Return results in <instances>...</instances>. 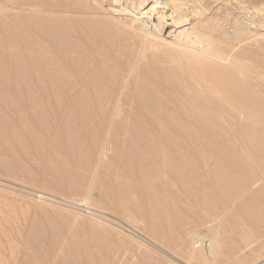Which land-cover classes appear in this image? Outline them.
Listing matches in <instances>:
<instances>
[{
  "label": "rangeland",
  "instance_id": "rangeland-1",
  "mask_svg": "<svg viewBox=\"0 0 264 264\" xmlns=\"http://www.w3.org/2000/svg\"><path fill=\"white\" fill-rule=\"evenodd\" d=\"M52 1L49 0V5L53 14L41 6L11 8L0 0V93L3 91L5 95L4 99L3 93L0 97V229L4 225L14 238L0 242V264H205L198 259L204 255L203 251L196 248L201 236L205 237V243L211 237L218 243L216 260L206 264H264V211L245 213L238 220L232 210H208L203 206L209 140L203 122L207 119L205 89L209 81L207 77L191 79L187 66L181 68L179 63L168 59L171 54L182 56L191 52L200 56L207 39L211 47L224 53L219 64L213 63L217 77L221 72L234 70L236 65H264V32L255 30L264 26V0H176L185 3L183 8L193 11L186 16L189 17L186 23H190L185 28L192 29H188L189 34L187 31L184 38L177 26H163L155 30V35H148L157 20V15L152 13L147 14L150 18L143 19L146 21L143 29L139 28L129 13L136 7L131 3L138 0ZM23 2L32 3L15 0L14 4ZM152 5L153 0H147L138 11L148 12ZM49 17L55 20H48ZM47 21L64 29L57 49L62 56L71 63L77 60L83 74L103 79L82 83L45 78L50 53L41 29ZM122 22L126 23L125 27ZM170 31H177V36L168 35ZM30 39L42 40L38 41L41 48L32 51L28 45ZM11 44L14 46L10 47ZM161 75L166 82L158 90L150 80ZM238 77L242 79L244 75ZM12 88L20 92V99L31 98L39 106L45 99L46 114L42 118L41 115L20 117L14 109V97L6 95ZM79 103L82 106L77 112L89 131L78 136L81 156L74 158L59 153L60 144L47 146L40 137L43 133L57 136L68 123L73 105ZM106 119L111 122V140H118L119 146L108 141L102 155L100 151L93 154L102 136L101 121ZM150 120L163 122L164 130L169 129L178 141H190L192 147L190 152L179 150L182 152L179 160L182 158L183 163L174 170L173 182L165 179L169 186L163 183L178 193L177 200L152 191L148 193L151 205L139 201L140 187H137H144L143 179L148 177L163 182L162 176L155 170L150 173L145 170L149 160H135L137 165L130 170L131 174L117 162V150L130 153L148 144L145 143L148 137L142 132ZM33 121L39 123L40 131L34 129ZM70 123L73 132L79 129L78 122ZM186 168H191L193 174L188 175ZM80 188L86 189L85 194ZM117 198L121 205L115 203ZM164 200L169 201L164 204ZM114 203L119 206L115 207ZM154 215L160 222L152 218ZM244 237L249 238V244L243 241ZM12 249L14 254H10Z\"/></svg>",
  "mask_w": 264,
  "mask_h": 264
},
{
  "label": "bare ground",
  "instance_id": "bare-ground-1",
  "mask_svg": "<svg viewBox=\"0 0 264 264\" xmlns=\"http://www.w3.org/2000/svg\"><path fill=\"white\" fill-rule=\"evenodd\" d=\"M1 1L6 3L7 6H9L11 8H18V7L19 8L20 7L21 8H29V7H33V6H41V7H44L46 9L50 10V12H51V8H52V7L50 8L49 0H31L32 3H24L23 2V3H20V4L19 3L18 4H14L15 0H1ZM21 1H24V0H21ZM50 1H52V0H50ZM129 1H131V0H129ZM146 1L147 0H138L137 2L134 1L133 4L131 3V5H135L136 7H135V10L130 11L129 13L134 16L136 22L138 23L139 28H141V29H143V27H144V25L146 23V21H144L143 19L150 18V17L147 16V14L149 15V14L152 13L153 16L157 15V17H156L157 20H155L154 24H153L154 25L153 32L149 33L148 35H150V36L155 35V30L162 29L163 26H177V27L181 28L180 36H182L184 38V36L187 35L186 33H187L188 29H192L191 27L190 28L188 27L187 29L185 28V26L189 25V23H190L189 20H188L189 23H186L187 19L189 18L188 17L186 19V16H188V13L193 12L192 10H189L190 8H186L185 9V7L184 8L182 7L183 5H185V3L181 4L180 2H177L176 0H164V1H162V0H153V4L154 5L151 6V8L148 10V12H143V13L139 12L138 11L139 8L143 4H145ZM75 3H77V2H75ZM3 4H1V5H3ZM61 4L62 3H60L58 5H61ZM67 6H69V5H67ZM65 7H66V4H65ZM65 7L63 5V8H65ZM63 8H61V10ZM156 9H159L161 11L160 12L156 11ZM62 12H64V11L62 10ZM51 13L53 14L54 12H51ZM158 13H161V15L158 16ZM11 17H12V15H11ZM51 19L55 20V18H50L48 20H51ZM30 21H31V18H30ZM34 21H36V20H34ZM0 22H1V20H0ZM119 22H121V21H119ZM129 23H132V21L131 22L129 21ZM43 24H44V22H43ZM62 24H63V22H62ZM54 25H55L54 22H53V24H50L48 22L46 27L44 26L45 27L44 29L39 28V29L42 30V33L44 34V36L46 38L45 47L48 50L47 52L50 53V56L46 60L47 68H49L47 70H49V71H48V75L46 74L45 78H49V80H52V81H53V79L60 80V82H62V81L64 82L65 80L73 79V80H79L82 83L83 82H87V81L91 82V81H94V80L103 79L104 77H101V76H97V75L96 76H90V75L83 74V72L77 66V63H78L77 60L76 61L71 60V61L74 62V63L73 62L71 63L70 60H68L69 58H67V60H66L64 58V56H62L64 54L62 52H59L57 49L60 48V47H58V45H59L58 40H59V37H61V34L63 33L64 29H60V28H62L61 26L59 28V27H56L57 25H55V26ZM122 25H123L122 27H125L126 23L123 24V22H122ZM17 28H18V25H17ZM33 28H35V27H33ZM87 28H89V26ZM237 29L239 30V28H237ZM66 31H68V30H66ZM22 32H27V31H23L22 30ZM188 34H189V31H188ZM6 37H8V36H6ZM196 37L198 38L199 36H196ZM21 38H23V36ZM28 38H29V36H28ZM91 39H92V37H91ZM199 39L202 40V38H199ZM15 40H17V38ZM30 40L31 41H29L28 45L31 47L32 51L34 49H38L39 47L41 48L42 45L39 46V43H38L39 39L38 40L30 39ZM41 41H39V42H41ZM112 41H113V39H112ZM204 41L207 42V44L205 43L204 52L202 54H200V56L195 55L194 53L191 52V53H187V54H184V55L182 54V56L178 55V54L177 55L176 54H171L170 56H168V59L171 60L172 62L179 63L181 68H184L183 66H187L188 69L191 71L190 75H189V77H191V79L195 80V79H198V78L199 79H203V78L207 77V79L209 81L207 86H206V89H205L206 95L208 93V96H207V99H206L207 105H206V108H205V114L207 116V119L205 120V122H203V123H206V126L208 128L207 129V135H208V139H209V140L207 139L208 143H207V146H206V149H207V155H206L207 156V158H206L207 167H206V171H204V172H206L205 173V182H204V187H205L204 189L205 190L202 189L204 191V193H203V197L201 198V199H203L202 201H205V203L203 202L205 204L203 206H204L205 209H208V210H210V209L211 210L212 209H220V210L221 209H227V211L228 210H232L234 212V214H235V215H233V216H235L234 218H236L238 220H241L245 216L244 215L245 213H249V212H252V211H255V212L256 211L257 212L264 211V209H262L264 207V65H258V66L256 65V66H253V67H248V66H245V65H236L234 70H231V71H228V72H226V71L225 72H221L220 75L217 77L215 75V70H217V68L214 67L213 63L217 62V64H219L218 61L223 60L224 53L221 50H218V49H215V48L211 47L207 39L204 40ZM61 42H62V38H61ZM181 43H183V42H181ZM21 44H22V42H21ZM14 45H15V43H14ZM14 45L11 44L10 47L11 46L13 47ZM16 45H18V44H16ZM17 47L19 48V46H17ZM80 48H81V46H80ZM23 50H24V48H23ZM41 51L43 53V50H41ZM179 52H181V51H179ZM33 55L35 57V54H33ZM19 57H17V58H19ZM21 58H23V57H21ZM13 59H15V58H13ZM33 63H35V62H33ZM35 64H37L38 66L40 65V63L39 64L35 63ZM15 67L19 68L20 65H19V67L17 65ZM239 74H242V76L244 75V78L241 79L240 77H238ZM158 78L161 79V80L153 78L152 80H150V84L152 85V87H154L155 89L159 90V88L162 87V83L166 82V81H165V77H163L162 75L160 77H158ZM25 80H22V81H25ZM5 81H7V80H5ZM136 82H138V81H136ZM19 84H20V82L18 83V85ZM26 91H27V89H26ZM18 92L19 91H17L16 89H13V88L11 90L8 89V92H7L6 95L14 97V99L16 101L14 109L20 113V117L21 116L22 117H27V116L30 115L31 117L34 116L36 118V117H38V115H41V118H42V114L43 115L46 114V111H47L46 110L47 109L46 106L47 105L45 106V102H47V101L45 99H42V103L41 104L39 103L40 104V106H39L31 98L20 99L19 98L20 92L19 93ZM2 93H3V91H2ZM2 93H0V97H2V95H4V93L3 94ZM83 94L85 95L86 92L83 91ZM157 96H159V95H157ZM4 97H5V95L3 96V99H4ZM142 98H144V97H142ZM39 100H41V99H39ZM97 105H98V103H97ZM167 105H168V103H167ZM81 106H82V103L73 105V109L70 112L72 114H69L70 117L68 118L69 119L68 123L66 124V126L65 125L63 126V129H62V131L60 133H59L60 130L58 131V133H57L58 135L56 134L57 136H55V135L51 136L52 134L50 135V133L47 134V135H46V133L45 134L43 133L42 135L40 134L41 135L40 138H41L42 142L45 145L50 146V147H52L55 143H58V144H60L59 145L60 146V150L58 152L61 153L62 155H65V156L70 155V156H72L74 158L80 157L81 156V154H80L81 145H80V143H78L77 138H78V136L86 135V133L89 131V128L85 126L86 122L83 120V118L80 117L79 113L77 112L81 108ZM92 107H93V105H92ZM0 108H2V107H0ZM152 108H154V107H152ZM162 109H163V107H162ZM166 109H167V107H166ZM193 109H191V111ZM90 110H92V109H90ZM44 111H45V113H44ZM84 111H85V109H84ZM100 111H102V110H100ZM100 113H102V112H100ZM158 113H159V111H158ZM80 114H81V112H80ZM112 114H114V113H112ZM6 115H8V114H6ZM196 115H198V114H196ZM185 118H188V117H185ZM103 119H105V118H103ZM70 121L71 122L72 121L78 122V128L79 129L76 130L75 132H73V130L71 129ZM99 121H100V119H99ZM201 121H203V120H201ZM155 122L156 121L153 122L151 120L148 121V124H147L148 128L145 127L144 131L142 132L144 134V136L146 135L148 137L145 140V141H147L145 143H148V144H146L147 146L146 145H142V146L138 147V149L136 151H131L130 153H126L122 149H119V151L117 150V152H118L117 153V162L119 163L120 168L125 170L126 173L127 172L130 173V170L132 171V169L134 168V165H137V164L134 163L135 160L139 161V159H140V161H141L142 159H144V160H149L148 161L149 165L147 166V168L145 167L146 171H148L150 173L152 170H155V171H157V173H159L162 176L160 178H163V180H162L163 182L157 181L156 178L148 177L147 178L148 180L147 179H143L144 180V187H141V186L137 187V188L140 187V189L138 190L139 201L142 202V203L144 202L145 204H150V205H151V196L148 193L149 192L152 193V191H155L156 193L157 192L158 193H164L162 195L168 196V198L169 197L174 198V199L171 198L172 200H175V199L177 200V198H178L177 194L178 193L176 194L173 191L172 188H168V187L164 186L167 183L165 181V179H167V180L170 179L172 181L173 177H175L174 175H176L174 173V170H178V168H176V167L181 165L180 162H181L182 158L179 160V154L180 153L182 154V152H180L179 150L182 149L183 151L190 152L191 148H192L191 144H190V141H188V140L187 141L186 140L181 141L182 139L180 141H178L177 137L175 138L174 135H171V131L169 129L164 130V125L165 124L163 122H161V123H157V122L155 123ZM33 123H35V121H33ZM101 123H102V127H101L100 130H101L102 136L99 137L100 139H99V141L97 143L96 148L94 149L93 154H96V152H98V151L101 152V150L103 151V149H104L105 145L108 143V141H109V143L112 146H115L117 148L119 146L118 143H117L118 140L117 141H115V139L111 140V135L112 134H110V127H111L110 120L108 121L106 119L103 122L101 121ZM174 124L175 123H173V125ZM172 128H174V127H172ZM34 129L40 131L39 123H35ZM90 136H92V135H90ZM123 136H125V135H123ZM137 137H139V135ZM190 138L192 139V137H190ZM91 139H92V137H91ZM112 139H113V137H112ZM137 139H140V138H137ZM123 141H124V139H123ZM122 144H123V142H122ZM86 147L89 148V145L87 144ZM117 148H115V149H117ZM216 150H218V152H217L218 154L217 153L215 154ZM98 154L96 156H98ZM102 154H103V152H101L100 155H102ZM193 154H194V152H193ZM189 160H191V159H189ZM186 161H187V159H186ZM81 163L83 164V162H81ZM181 163H183V161ZM107 164H109V163H107ZM190 164H192V163H190ZM52 166L53 165H51V167ZM185 166H187V165H185ZM190 166H192V165H190ZM100 168H101V166H100ZM202 168H203V165H202ZM49 169H51V168H49ZM187 169L188 168H186L185 172L188 175H190V173L192 172L190 170L191 168L188 169V170ZM180 170H181V168H180ZM142 171H140V172H142ZM178 173H180V171ZM178 173H177V176L180 175ZM91 174H92V172H91ZM182 174H183V172H182ZM191 174H193V172ZM160 175H158V176H160ZM141 177H143V175ZM107 181H108V179H107ZM108 182H110V181H108ZM163 183H165V184H163ZM176 184H175V186L177 187L178 185H176ZM167 185L168 184H166V186ZM91 188H93V187H91ZM80 189H81V191H84L83 193L85 194V190L86 189L85 188H84L85 190L84 189L82 190V188H80ZM87 190H88V187H87ZM101 190H102V188H101ZM187 191H188V189H187ZM187 191H185V193ZM111 192L113 193L112 190H111ZM84 194H83V196H84ZM181 194L183 195L184 193H181ZM187 195H189V194L187 193ZM187 195H185V196L188 197ZM127 198H129V197H127ZM133 198H134V196H133ZM114 201L117 204H119V202H120L119 198L114 199ZM168 201L169 200H164V204H165V202L168 203ZM191 201H192V198H191ZM99 204H101V203H99ZM117 204H115V205H117ZM119 205H121V204H119ZM119 205H117L115 207H118ZM257 207H259L261 209H259V208L255 209ZM136 209H137V207H136ZM172 209H174V208H172ZM148 212H149V210H148ZM249 214H253V213H249ZM254 214H256V213H254ZM259 214H261V213H259ZM151 215H153V214H151ZM154 216L155 217H152V218H155L154 220L157 219L156 221L160 222L159 221L160 218L158 220V217L156 218V215H154ZM230 216H228V217H230ZM162 218H161V220H162ZM257 218H258V216H257ZM168 221H166V222H168ZM226 222H227V220H226ZM228 229H230V228H228ZM13 239L14 238L11 235L8 234V231L6 230L4 225H2L1 229H0V242L1 241L10 242ZM204 239H205L204 236H201L199 238L200 241H199L198 245L196 246V248L201 249L205 256L204 255H203L204 257L200 256V257H198V259H199V261H202L205 264L206 263H212L213 261L216 260L218 243L213 237L207 239L206 243L203 242ZM243 241L245 243H247V244L250 243L248 237H244ZM14 253H15V250L12 249L10 251V254H14ZM192 257H194V255Z\"/></svg>",
  "mask_w": 264,
  "mask_h": 264
},
{
  "label": "built area",
  "instance_id": "built-area-1",
  "mask_svg": "<svg viewBox=\"0 0 264 264\" xmlns=\"http://www.w3.org/2000/svg\"><path fill=\"white\" fill-rule=\"evenodd\" d=\"M164 32H165V30L162 33H164ZM177 34H178L177 31H175V32L170 31L168 35H170L171 37H175V36H177Z\"/></svg>",
  "mask_w": 264,
  "mask_h": 264
},
{
  "label": "water",
  "instance_id": "water-1",
  "mask_svg": "<svg viewBox=\"0 0 264 264\" xmlns=\"http://www.w3.org/2000/svg\"><path fill=\"white\" fill-rule=\"evenodd\" d=\"M257 32H264V26L259 28V29H255Z\"/></svg>",
  "mask_w": 264,
  "mask_h": 264
}]
</instances>
